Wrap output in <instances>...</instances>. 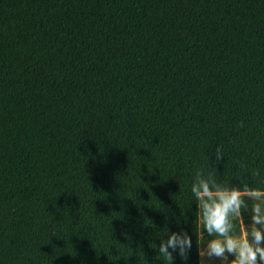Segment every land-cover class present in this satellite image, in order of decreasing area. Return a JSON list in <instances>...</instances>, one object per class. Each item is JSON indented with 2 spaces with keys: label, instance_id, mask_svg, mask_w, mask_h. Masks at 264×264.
I'll use <instances>...</instances> for the list:
<instances>
[{
  "label": "trees",
  "instance_id": "trees-1",
  "mask_svg": "<svg viewBox=\"0 0 264 264\" xmlns=\"http://www.w3.org/2000/svg\"><path fill=\"white\" fill-rule=\"evenodd\" d=\"M200 179L264 190V0H0V264H201Z\"/></svg>",
  "mask_w": 264,
  "mask_h": 264
},
{
  "label": "clouds",
  "instance_id": "clouds-1",
  "mask_svg": "<svg viewBox=\"0 0 264 264\" xmlns=\"http://www.w3.org/2000/svg\"><path fill=\"white\" fill-rule=\"evenodd\" d=\"M195 197L202 202L205 230L209 235L216 233L222 239H213L206 251L199 249L202 261L219 260L221 264H264V190L248 188H224L200 179L192 186ZM244 196L256 201L252 207L254 225L248 233L237 238L232 234L230 217L239 218L244 206ZM192 247V239L186 232L171 233L166 242L159 245V253L173 261V252L186 259ZM169 249H172L170 252ZM233 257L230 261L228 257Z\"/></svg>",
  "mask_w": 264,
  "mask_h": 264
},
{
  "label": "crops",
  "instance_id": "crops-1",
  "mask_svg": "<svg viewBox=\"0 0 264 264\" xmlns=\"http://www.w3.org/2000/svg\"><path fill=\"white\" fill-rule=\"evenodd\" d=\"M244 208H241V216L238 218V220L236 221V219L234 218L231 219V223H232V234L234 236H236L237 238L242 237L245 234L248 233V235H251V232L253 230V228L258 227L254 224H250L248 221H246L247 216H244L242 210ZM201 217V216H200ZM233 218V217H232ZM204 224V219H203V211H202V226L200 228V249L202 252L206 251V246L207 244L213 240V239H222L221 237H219L216 233H213L212 235H209L207 233V231L205 230V224ZM260 227H264V226H260ZM205 232L204 233L202 232ZM233 257L229 256L228 259L229 261L232 259ZM202 264H221V261L219 260H212V261H208L207 258L205 257V259L202 261Z\"/></svg>",
  "mask_w": 264,
  "mask_h": 264
},
{
  "label": "rangeland",
  "instance_id": "rangeland-1",
  "mask_svg": "<svg viewBox=\"0 0 264 264\" xmlns=\"http://www.w3.org/2000/svg\"><path fill=\"white\" fill-rule=\"evenodd\" d=\"M244 198V200H245V203H244V205L245 204H249V206L248 205H246V206H243L242 208H244V210H242V212H243V214H244V216H247V219H246V221H248L250 224H254L253 223V220H252V216H253V212H252V207H253V204L254 203H257L256 201H253V200H251V199H248L247 198V196H244L243 197ZM246 208V209H245ZM249 210V212H248V210ZM202 211H203V209H202V202L200 201V228H201V226H202ZM248 212V213H247ZM204 225V224H203ZM202 232L204 233V235H205V232L203 231V229H202Z\"/></svg>",
  "mask_w": 264,
  "mask_h": 264
},
{
  "label": "bare ground",
  "instance_id": "bare-ground-1",
  "mask_svg": "<svg viewBox=\"0 0 264 264\" xmlns=\"http://www.w3.org/2000/svg\"><path fill=\"white\" fill-rule=\"evenodd\" d=\"M244 201H245V200H244ZM246 205L249 206V204H245L244 206H246ZM245 209H246V208H245ZM243 210H244V209H243ZM247 210H248V209H247ZM248 212H249V210H248ZM248 212H247V213H248ZM234 218L236 219V221L238 220V218H236V217H233V218L231 217V219H233V220H234Z\"/></svg>",
  "mask_w": 264,
  "mask_h": 264
}]
</instances>
